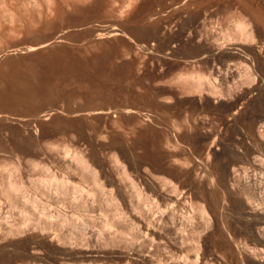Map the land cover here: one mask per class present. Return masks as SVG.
<instances>
[{"label": "rangeland", "instance_id": "obj_1", "mask_svg": "<svg viewBox=\"0 0 264 264\" xmlns=\"http://www.w3.org/2000/svg\"><path fill=\"white\" fill-rule=\"evenodd\" d=\"M0 264H264V0H0Z\"/></svg>", "mask_w": 264, "mask_h": 264}, {"label": "bare ground", "instance_id": "obj_2", "mask_svg": "<svg viewBox=\"0 0 264 264\" xmlns=\"http://www.w3.org/2000/svg\"><path fill=\"white\" fill-rule=\"evenodd\" d=\"M83 161V160H82Z\"/></svg>", "mask_w": 264, "mask_h": 264}]
</instances>
